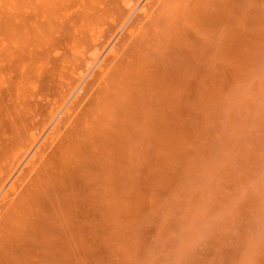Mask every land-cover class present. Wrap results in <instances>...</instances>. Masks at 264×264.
Masks as SVG:
<instances>
[{"label": "rangeland", "instance_id": "obj_1", "mask_svg": "<svg viewBox=\"0 0 264 264\" xmlns=\"http://www.w3.org/2000/svg\"><path fill=\"white\" fill-rule=\"evenodd\" d=\"M59 118L0 264H264V0H0V167Z\"/></svg>", "mask_w": 264, "mask_h": 264}, {"label": "bare ground", "instance_id": "obj_2", "mask_svg": "<svg viewBox=\"0 0 264 264\" xmlns=\"http://www.w3.org/2000/svg\"><path fill=\"white\" fill-rule=\"evenodd\" d=\"M67 110H65L62 116L65 114L67 115ZM62 116H60V118ZM60 118L57 120L55 119L56 123L51 126L48 135L39 146L35 147L36 150L32 151L26 159L23 160L22 155L24 151L25 153L27 152L28 148L27 150L26 148H21L15 152V155L12 154L14 156L12 160L4 163L3 166L1 165L0 167V191L4 190L2 195H0V246L9 239V236H15L17 232L16 227H18L20 223H24V221L25 223L29 222L30 215L33 214V206L43 199L41 195L47 192L49 186H51L56 179L62 178V169L64 168L67 158L64 154V149L70 147L72 141L71 135L73 133L69 131L70 123L69 126H66L65 131L62 130V132H60V135L56 133L61 129L62 119L60 120ZM34 138L35 137H33L32 140H34ZM49 145L50 148L47 150L45 146L49 147ZM53 157L57 160L53 159ZM55 169L59 170L56 174L53 173ZM2 171L3 173L1 175ZM7 182H9V185L6 189H3ZM49 206H51L53 210L55 203L50 200ZM36 212H40V208H37Z\"/></svg>", "mask_w": 264, "mask_h": 264}]
</instances>
